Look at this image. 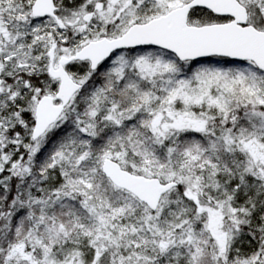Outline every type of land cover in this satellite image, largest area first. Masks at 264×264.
<instances>
[{"label":"snow or ice","instance_id":"1","mask_svg":"<svg viewBox=\"0 0 264 264\" xmlns=\"http://www.w3.org/2000/svg\"><path fill=\"white\" fill-rule=\"evenodd\" d=\"M0 264H264V0H0Z\"/></svg>","mask_w":264,"mask_h":264}]
</instances>
